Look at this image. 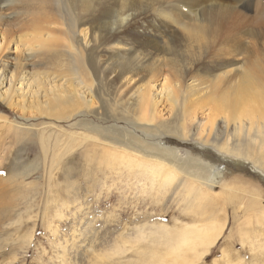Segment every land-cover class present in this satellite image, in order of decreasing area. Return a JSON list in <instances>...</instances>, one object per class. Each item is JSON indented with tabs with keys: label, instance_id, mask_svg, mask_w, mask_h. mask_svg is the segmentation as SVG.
<instances>
[{
	"label": "rangeland",
	"instance_id": "rangeland-1",
	"mask_svg": "<svg viewBox=\"0 0 264 264\" xmlns=\"http://www.w3.org/2000/svg\"><path fill=\"white\" fill-rule=\"evenodd\" d=\"M0 1H3L2 4L7 0ZM84 1L86 0H66L55 11L56 15H61L64 19L71 17L72 11H75L72 7L75 5L79 9L80 5H84ZM88 1L93 8L92 10L96 12L94 15L98 13L95 16L98 26L107 22L106 17L113 16L122 2V0H117L118 3L116 0ZM237 1L241 2L237 11L239 15L241 13V17L230 19L232 23L230 30L235 31L236 34H234L236 37L235 46L238 48L236 50L248 52V48H250L249 51L252 54L257 53L264 58V0H243L244 3L242 0ZM24 2V0H9L8 3L10 4L0 12L3 16L0 20V37L5 35L11 44L20 47V44L23 45V41L28 37L30 38L37 30L42 34L44 33L43 35L46 33L53 35L57 39H55L54 45L58 51H62L66 41L61 33L63 32L62 28L58 25H45L38 17L37 23H33L36 21V16H28L25 11H22ZM247 4L250 5V8ZM240 5L243 7L241 8ZM147 14L151 15L149 13H146L145 16L136 15L135 21H131L130 26L128 25L122 33H120L121 31L111 33L136 50L134 54L128 55L123 61L118 63V61L110 59V55L104 51L103 40L107 36L105 29L95 40L93 39L91 48L83 53L88 63V69L91 70L90 75L95 82L97 99L101 101L96 100L98 102L94 108L97 109V113L102 115L104 121H99L94 117L95 120L91 115L89 117L86 115L76 116L69 121L31 118L23 121L20 119L19 113H12L0 104V115L7 120H0V264H88L92 256L94 257L101 251L109 249L114 242L134 238L137 230L141 231L142 229L144 231L143 229H145L146 232H149L160 226L170 228L173 225H178V223L192 224L195 221L198 223L197 225H203L206 217L215 218L211 220L212 223L223 226V229L209 251L194 264H215L217 261H221L223 255L231 257L233 254L235 258L238 256V259L232 258V261L229 258L231 259L229 262L232 264H262L264 261L263 179L258 172L247 167V162L251 163L250 158L240 156L239 159L243 160L244 163L236 167L229 162L222 161L224 156L230 159L228 155L220 154L210 148L211 143L218 144L227 138L231 143L234 142L235 147L243 150L254 149L260 154L261 151L264 153V146L260 149L262 145L260 138L258 139L251 130L247 132V135L241 133L240 136H237L232 133V129L222 130V128L214 132L215 134L211 137L204 133L203 138H201L197 134L198 125L204 123L205 119L207 120L211 108L215 109L217 114L219 113L215 108L216 94L214 92L225 87V84H219L217 87L210 85V78L217 73L212 63L202 64V67L200 65L199 70L191 69L190 77L183 81L186 82L190 79L188 84L191 83L192 86L196 82L197 87L195 89L202 91L204 95L207 91L208 95L206 106L202 108L205 103L204 100L197 110L198 112L195 113L192 126L187 127L188 132H190L187 137L188 140L185 143H179L173 138L169 139V142L177 147L178 158L183 159L186 153L201 156L204 161L218 166V170L223 172L221 174L222 179L216 180L212 187L201 184L199 186L204 194L211 199L210 205L205 208L206 211L201 207L190 210L192 206L186 210L188 204L182 194L184 178L181 175L179 177L183 181L178 176L176 177L177 181H174V183L182 185L180 186L181 189L178 184L174 183L169 187L171 189H165L164 187L161 188L160 184L162 183L159 182L150 185L147 181L148 175L139 173L138 169L118 170L106 168L105 165L100 166V169L97 166L100 160L98 156L104 154L105 148L101 145L102 142H95L97 136L84 130L81 123L90 122L93 118L98 123L100 122L101 126L108 127L114 124V121L108 120V117L110 118V115L119 112L121 118L119 117L118 126L127 131H132L133 129L127 128L125 125L127 123L135 124L130 118L131 115L126 116L127 113H124L125 106L132 104V102H127L126 96L119 94L115 88L118 85L109 80L112 74L111 71L104 70L105 66L112 65L115 69L116 65L124 66L126 64L130 66L128 64H131L135 68L141 66L142 69H151L156 73L157 69L160 71L159 64L168 58L165 54L162 55L163 53L155 52L154 49L148 48L146 50L145 48V46H152L156 36L163 31L161 27H158L160 25H157V22L158 28H153L154 22L148 18ZM244 30H247L248 33ZM162 42L165 44V40H161L160 43ZM167 42L169 45L170 41L167 40ZM182 43L184 44L182 50L189 51L190 48L186 46L187 43ZM243 48L247 50H243ZM151 57H154V60ZM203 58L205 57L203 56ZM182 60L181 58L175 60L178 70L182 68L183 64H187L185 63L186 60L184 62ZM177 62L181 63L178 64ZM46 67L48 66H43L41 71L46 70ZM161 69L162 74L167 75L166 79L168 78L169 83L173 84L176 79L174 76L176 72H168L167 68L164 69L163 67ZM33 73L35 72L33 71ZM163 75L158 79V90L165 81ZM30 76L33 75L30 74ZM176 95L180 100L181 93L179 94L177 91ZM194 97L191 98V101ZM119 105L125 108L122 109ZM158 111H161L163 119L171 116L169 106L165 102L161 104ZM29 115L27 114V117ZM103 117H107V119L105 120ZM121 121L122 123H120ZM244 122L248 124L246 119ZM18 125L20 128H24L23 125L27 128L33 126V128L30 131H18L16 133L17 130H13V127ZM134 128L137 130L136 127ZM61 130L64 131L61 132ZM140 132L142 131L136 132V136L142 139L143 136ZM63 133H65L64 136ZM71 133L77 137L71 136ZM193 136L195 137L193 138ZM41 137H43L42 143L40 142ZM76 139L80 141L78 142ZM71 142L75 145H71ZM53 154L54 160H52ZM231 158L233 157L231 156ZM1 186L7 187L5 194H1ZM201 194L203 193L201 192ZM179 195H182L181 198ZM182 197L185 199L184 202ZM187 202L189 203V201ZM245 231L248 233L247 241H249L247 248L242 249L241 235H244ZM130 253L127 252L129 255V257L126 255L127 258H130ZM62 255L63 258H61ZM190 255L188 257H191Z\"/></svg>",
	"mask_w": 264,
	"mask_h": 264
},
{
	"label": "bare ground",
	"instance_id": "bare-ground-1",
	"mask_svg": "<svg viewBox=\"0 0 264 264\" xmlns=\"http://www.w3.org/2000/svg\"><path fill=\"white\" fill-rule=\"evenodd\" d=\"M8 1L2 4L3 1H0V12L10 4ZM24 1L25 5L22 7V11H25L28 16H36V21L33 23H37V19L41 18L40 21L45 25L60 26L66 41L62 51H58L54 45L56 38L49 33L43 35L44 33L42 34L37 30L30 38H26L20 47L11 44L5 35L0 37V104L12 113H19L20 119L23 121L30 120L29 118L69 121L82 115L87 117L91 115L99 121H104L102 115L97 113V109L94 108L99 100L97 99L95 82L90 75L91 70L88 69V63L83 53L91 48L93 39L95 40L105 29L108 33H105L107 36L103 40V49L110 55V59L119 63L128 55L134 54L136 50L111 33L116 31L122 33L131 21H135L136 15L139 16V14L144 16L146 13L151 14L150 16L147 15L154 22L153 28L160 25L158 27L163 29L162 32H159L160 35L156 36L152 46H145L146 50L151 48L168 57L162 64L160 63L161 65L159 64L160 71L157 69L158 73L151 69H142L141 66L135 68L128 64L129 61L127 64L130 66L125 64L124 66L116 65V67L114 65L116 68L113 69L112 65H108V67L106 65L104 68L105 71H111L112 76L109 80L117 83L118 86L115 88L119 94L126 96L127 102H132V104H127L128 106L124 105L126 107L124 113H127L126 116L131 115L130 118L135 124H128L125 121L127 123V125L124 124L125 127L133 129L132 131H127L118 126L117 123L121 118L119 112L118 114H109L108 120L112 119L114 124L107 125L108 127L101 126V123L95 121V118V120L92 118L93 120L91 119L90 122H80L84 130L97 136L95 142H102L101 145L105 148L103 155L99 157L97 154L100 158L97 165L99 168L105 165L106 168L118 170L138 169L139 173L148 175L147 181L150 185L159 182L162 183L160 184L161 188L164 187L165 189H171L169 187L174 184H178L180 188L182 185L174 183V181L177 176L181 175L184 178L183 181L179 177L184 182H181L183 183V193H181L188 204L186 210H189L191 206L190 210L199 207L203 210L208 208L211 199L204 194L199 186L201 184L212 187L216 180L222 179L221 174L223 172L218 170V166L204 161L201 156L186 153L183 159L178 158L177 147L169 142V139L173 138L179 143H185L190 135L187 127L192 126L195 113L204 100L205 103L202 108L206 106L207 91L204 95L202 91L196 90V82L193 86L191 83L188 84L190 79L183 82L187 77H190L193 69L199 70L200 65L202 67V64L206 63H212L217 72L210 78V85L217 87L219 84H225V87L214 92L216 94L215 108L219 113L217 114L213 108L210 109L207 120L205 119L204 123L198 125L199 130L196 131L198 136L203 138V134L206 133L205 135L211 137L219 128L222 130L232 129V133L237 136H240L241 133L247 135V132L251 130L262 142L260 149L264 146V58L255 52L252 54L249 51L250 48H248V52L237 51L235 31L230 30L232 24L230 19H238L237 17L241 15L240 12V15L237 13L241 2L237 0H122L121 3L123 4H119L118 11L109 18L107 16V22L98 26L95 18L98 13L94 15L96 12L92 10L88 0L84 1V5H80L79 9L78 6H71L75 11H72V16L67 19L62 18L61 15L57 16L55 12L66 0ZM242 3H244L243 0ZM2 17L0 14V20ZM249 36L251 37V34ZM161 40H165V44L167 40L170 43L168 45L167 42L165 45L163 42L160 43ZM245 40L247 41V39ZM182 42L187 43L186 46L190 48L189 51L182 50L184 45ZM201 55L205 58L203 56L201 58ZM145 56L147 57V54ZM154 57L151 58L154 60ZM183 57L184 60H182ZM176 58H181L183 62L187 61H185L187 64H183L182 70L177 69ZM43 66L48 67L41 71ZM161 67L167 68L168 72H176L177 75L174 74L176 79L173 84L169 83L168 78L166 79L167 75L162 74ZM143 73L144 75H141ZM30 74L33 76L31 77ZM162 75L165 81L158 90V79ZM177 91L179 94L181 93L180 100L176 95ZM193 97L194 99L191 101ZM163 102L169 106L171 113L167 119H163L161 111H158ZM119 106L121 107V105ZM27 114H30L29 117ZM103 118L107 119V117ZM218 118L220 120H217ZM1 119H4L2 115H0ZM244 119L247 120L248 124L244 122ZM4 121L7 120L4 119ZM23 127L14 126L13 130H17V133L18 131H30L33 128V126L27 128L25 125ZM139 130L142 131L140 132L143 136L142 139L136 136ZM63 131L61 130V132ZM65 133L62 135L64 136ZM72 134L74 133L70 135L75 136ZM206 138L208 139V137ZM40 142H43V137H41ZM72 142L71 145L74 144ZM208 143L210 144V142ZM210 148L220 154L228 155L230 159L224 156L222 161L229 162L236 167L244 163L243 160L239 159L240 156L250 158L251 163L247 162V167L258 172L264 182V153L261 150L258 154L254 149H240L235 147L234 142L231 143L227 138L218 144L211 143ZM54 154L52 160H54ZM196 186L198 187L196 188ZM6 192L7 187L1 186V194ZM212 219L215 218L206 217L203 225H197L198 223L195 221L192 224L180 223L182 226L178 223V225H173L170 228L160 226L149 232L143 229L146 233L142 229L141 231L137 230L134 238L118 239L119 241L114 242L109 249L101 251L94 257L92 256L88 264L90 262V264L197 263L221 235L223 226L215 225L212 223ZM247 234L245 231L244 235H241L242 249L248 246ZM127 252H131L130 258L132 257V260L127 258V256L129 257ZM189 254L191 257H188ZM223 256L221 261H217L215 264H232L229 260L238 259V256L234 257L235 255L233 257L226 255V258Z\"/></svg>",
	"mask_w": 264,
	"mask_h": 264
}]
</instances>
